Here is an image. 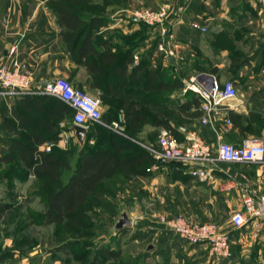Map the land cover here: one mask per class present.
I'll return each mask as SVG.
<instances>
[{
  "label": "crops",
  "instance_id": "0c3cea01",
  "mask_svg": "<svg viewBox=\"0 0 264 264\" xmlns=\"http://www.w3.org/2000/svg\"><path fill=\"white\" fill-rule=\"evenodd\" d=\"M47 1L0 0V64L12 66L14 60L22 63L30 70L36 86L65 79L99 97L101 123L111 131L108 143H104L98 140L93 123H87L84 141L80 143L71 123L58 143L70 136L77 149L85 142L97 148L105 146L111 152L117 143L132 145L133 150L121 151L125 154L126 169L119 168L107 178H121L118 185L129 196L126 202L133 203L136 198L141 209L152 205L165 211H184L192 218H202V222L211 217L210 184L215 185L217 193L231 195L235 208L240 206L239 198L234 196L238 189L246 187L257 196L264 195V163L220 161L216 180L209 183L189 173L186 165L173 161L160 164L149 150L157 145V136L163 127H169L178 139H183L188 132H196L212 148L218 135L233 143L239 139L264 141V0H105V20L97 34L107 42L95 48L113 52L119 58L112 64H101L106 71L100 74L92 72L84 62L72 59ZM161 5L168 7L171 38L167 46L176 44L172 55L158 49L156 28L140 26L132 18L134 10ZM12 46H15L13 52ZM192 76L200 82L209 78L219 83L232 80L237 94L231 100L229 111L240 118L246 129L235 130L231 136L220 119L214 129L202 124L199 104L194 103L193 94L183 90ZM20 96L3 98L16 100ZM125 97L141 106L142 123L135 126L128 123L121 107ZM161 106L162 111L158 110ZM162 116L168 126L159 121ZM145 125L157 131V136L153 138L144 133ZM126 131H135L136 137ZM77 160V155L69 159L73 169ZM135 192L136 197L131 194ZM259 219L242 228H229L227 220L221 228L230 232L231 256L219 259L209 254L206 244L188 245L173 232L167 235L160 224L157 227L160 232L146 230L142 234L153 237L160 245L168 239L178 252L187 245L185 250L199 264H264V248H260V244L264 245V231L255 240L246 235V229L260 222Z\"/></svg>",
  "mask_w": 264,
  "mask_h": 264
},
{
  "label": "rangeland",
  "instance_id": "374dc122",
  "mask_svg": "<svg viewBox=\"0 0 264 264\" xmlns=\"http://www.w3.org/2000/svg\"><path fill=\"white\" fill-rule=\"evenodd\" d=\"M49 2L50 0L47 1V5L51 9ZM100 3H103V0L98 2L100 6L97 10L104 14V5ZM162 6L165 5L160 7ZM138 21L140 26H148L143 21ZM1 98L0 153L8 149L12 137L18 136L16 132L7 131L2 122L4 115L9 114V107L18 106V99L4 100L3 97ZM160 109L164 110L162 106L158 108V110ZM38 117L41 118V115L37 116L36 114L34 118ZM65 124V122L63 124L59 122L60 127ZM142 128V131L151 137L157 136V131L152 130L150 125H145ZM149 128L151 129L147 130ZM126 132L130 136L136 137L135 131ZM69 137H66L64 141L61 140L55 147L69 149L67 157L72 159L76 156L78 149L75 148ZM46 145L42 147L45 148ZM159 163L164 162L160 161ZM218 164L209 171L211 177L204 180L209 183L215 182ZM121 182V178H105L102 181L101 186L104 188L105 196L89 210L90 218L86 220L87 225L78 230L73 226L65 228L61 224H44L41 213L44 210L45 197L37 193L39 189L37 180L33 175H26L25 169L21 168L17 162L1 164L0 201L6 203L7 209L4 214L0 215V264H199L196 263L195 258H192L189 250H185L187 245L180 250L181 252H178L179 249L170 246L168 239H165L166 243L160 245L156 239L149 235L144 236L142 233H147L146 230L160 232V228H149V225L159 215L172 217L180 213L191 221H200L202 218H192L184 211H165L152 205L149 208L141 209L136 198L133 199V203H127L129 196L125 190L121 191L118 185ZM211 185L209 186L211 217L203 221H211L223 227L228 220L229 228L234 227L229 218L238 208L232 204L231 195L223 196L217 193L214 184V186ZM28 191H34L35 195L26 202ZM131 194H134V197L137 196L136 192ZM234 196L238 197L241 203L240 189ZM123 211L128 215L130 224L124 228L116 229L115 223ZM259 220L260 222H256L250 226L251 228L246 229V235H249L252 240L263 235L264 216ZM251 221L249 220L242 227L249 225ZM166 233L168 235L170 231L167 230ZM152 236L154 235L152 234ZM188 245L193 244L188 243ZM260 248L263 249L264 245L260 244Z\"/></svg>",
  "mask_w": 264,
  "mask_h": 264
},
{
  "label": "trees",
  "instance_id": "16d2710c",
  "mask_svg": "<svg viewBox=\"0 0 264 264\" xmlns=\"http://www.w3.org/2000/svg\"><path fill=\"white\" fill-rule=\"evenodd\" d=\"M49 4L72 59L84 62L97 74L106 71L101 64H112L118 60L117 54L95 48L96 45L107 42L102 35L97 34L105 20L103 14L97 10L100 6L98 2L50 0ZM100 4L105 6V0ZM186 92L193 94L195 104H200L198 96L193 91ZM121 107L131 126L143 122V112L137 101L125 97L121 100ZM72 113L73 109L57 96L41 93L21 95L18 106L13 107L9 114L3 117L2 122L6 130L16 132L18 136L12 137L8 149L0 153V165L17 162L25 169L26 175H33L37 180L39 184L37 193L45 197L44 210L41 213L44 224H61L65 228L73 226L79 230L87 225L86 220L90 218L89 210L105 196L102 181L116 173L119 168L126 169L125 154L121 151L124 149L131 151L134 148L128 143H115L111 152L105 146L97 148L84 142L83 147L78 149L76 154L78 160L73 169L67 157L69 149L55 147L62 132L69 129ZM36 114L41 115V118L35 119ZM227 115L232 122L227 130L231 136L235 135V130L246 129L238 116L235 117L231 111H227ZM60 121H66V124L60 127ZM159 121L168 126L163 116ZM91 123L94 132L99 135L98 140L108 143L110 129L98 121ZM166 128L175 133L169 127ZM243 140L239 139L234 143L238 144ZM47 143L50 144L49 149L42 147ZM75 148L77 149L76 145ZM142 154H145V151ZM178 165L183 166L180 163ZM34 195V191H28L25 201L28 202ZM6 209V203L0 201V215L4 214Z\"/></svg>",
  "mask_w": 264,
  "mask_h": 264
},
{
  "label": "built area",
  "instance_id": "2783aa9c",
  "mask_svg": "<svg viewBox=\"0 0 264 264\" xmlns=\"http://www.w3.org/2000/svg\"><path fill=\"white\" fill-rule=\"evenodd\" d=\"M133 18L143 21L158 31V49L165 55H172L173 48L167 46L171 38L167 17L168 7L157 9H140L132 13ZM14 46L10 51H14ZM137 58V56L135 57ZM184 91L191 90L199 98L201 111L200 122L215 128L218 119L222 120L228 129L232 122L227 111L232 108L231 100L237 90L232 80L217 82L209 78L200 82L192 76L185 84ZM29 93L54 95L65 101L72 109V123L85 126L88 122H101L102 110L100 98L88 93L81 87L74 86L65 79L45 82L41 86L32 83L30 70L22 63L15 61L13 66L0 64V96H20ZM50 144L45 146L49 149ZM150 153L157 161H173L186 165L189 173L205 179L211 177L210 170L222 162L264 163V141L244 139L241 143L226 141L218 135L215 148L206 143L196 132H188L183 139H178L169 129L161 128L157 136V145L149 147ZM264 216V195H255L250 189H241V203L230 216L231 224L242 227L249 220ZM178 235L190 244H206L209 254L214 257L231 256V235L211 221H191L177 213L172 217L159 215L149 225L157 229L158 225Z\"/></svg>",
  "mask_w": 264,
  "mask_h": 264
},
{
  "label": "water",
  "instance_id": "95a60500",
  "mask_svg": "<svg viewBox=\"0 0 264 264\" xmlns=\"http://www.w3.org/2000/svg\"><path fill=\"white\" fill-rule=\"evenodd\" d=\"M170 60H172V58H170ZM203 75H201V76H203ZM71 129L74 131V135H75L76 139L80 143H83L84 138H85V134H86V128L83 125L73 123L71 125ZM129 224H130V219H129L128 215L126 214V212L123 211L121 213V217L115 223V228L121 229V228H124L125 226H127Z\"/></svg>",
  "mask_w": 264,
  "mask_h": 264
}]
</instances>
